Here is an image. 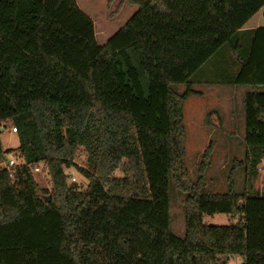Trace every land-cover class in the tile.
Returning a JSON list of instances; mask_svg holds the SVG:
<instances>
[{
	"label": "trees",
	"instance_id": "trees-1",
	"mask_svg": "<svg viewBox=\"0 0 264 264\" xmlns=\"http://www.w3.org/2000/svg\"><path fill=\"white\" fill-rule=\"evenodd\" d=\"M121 3L138 12L100 45L76 0H0V264H264V195L190 183L184 125L198 72L228 46L236 86L250 89L247 180L257 177L264 27L243 29L264 0ZM9 128L19 146L4 149ZM12 153L25 164L9 173ZM40 163L50 190L32 172ZM68 170L88 181L84 190ZM170 182L186 194L183 238L169 231ZM214 215L233 223L205 224Z\"/></svg>",
	"mask_w": 264,
	"mask_h": 264
},
{
	"label": "rangeland",
	"instance_id": "rangeland-1",
	"mask_svg": "<svg viewBox=\"0 0 264 264\" xmlns=\"http://www.w3.org/2000/svg\"><path fill=\"white\" fill-rule=\"evenodd\" d=\"M109 1L76 0L81 11L93 20L100 45L106 44L138 12L137 6L122 4L121 0ZM256 20H252V25L256 24ZM259 25L264 27V20ZM238 71L233 54L225 46L198 72V82L193 89L199 94L191 95L184 105L185 166L190 183H200L202 190L208 194H226L234 189L238 194L264 195V161L259 166L257 177L251 182L247 180L244 99L250 89L236 86L234 79ZM175 90L183 94L186 86H176ZM260 92L264 93V87ZM1 142L4 149L19 146V138L10 128L2 134ZM79 155L76 163L86 166L85 154ZM72 172L77 185L84 190L88 181ZM113 176L120 177L121 173L118 170ZM34 177L41 189H51L49 178L43 174ZM169 196V231L183 238L186 194L170 182ZM204 222L208 226H228L233 219L226 215H214L205 216ZM229 264H243V259L232 258Z\"/></svg>",
	"mask_w": 264,
	"mask_h": 264
},
{
	"label": "built area",
	"instance_id": "built-area-1",
	"mask_svg": "<svg viewBox=\"0 0 264 264\" xmlns=\"http://www.w3.org/2000/svg\"><path fill=\"white\" fill-rule=\"evenodd\" d=\"M11 132L15 134L17 132V130L12 129ZM5 158H6L5 163L2 167L4 170L8 171L9 173H12L14 168L21 167L22 165L25 164L24 160L19 159L17 157V155H15L13 153L7 155ZM77 166L82 167V168H86V166L80 165V164H77ZM32 172L34 173V175L43 174L45 177L49 178V168L44 163H40V164L34 166ZM67 175L69 176L70 183H76L77 182V180L74 176V172H72V170H68Z\"/></svg>",
	"mask_w": 264,
	"mask_h": 264
},
{
	"label": "crops",
	"instance_id": "crops-1",
	"mask_svg": "<svg viewBox=\"0 0 264 264\" xmlns=\"http://www.w3.org/2000/svg\"><path fill=\"white\" fill-rule=\"evenodd\" d=\"M264 9V8H263ZM261 10L256 16H254L247 24H246V26L244 27V29H243V32H245V31H253V30H255V29H258L259 27H262L261 25H259L260 23H262L263 22V20H264V10ZM258 19V20H256V24L254 25H252V23H254V21H252V20H254V19ZM252 22V23H251ZM96 34V33H95ZM197 84V83H196ZM196 84L194 85V86H196ZM194 88V87H193ZM194 90V89H193ZM4 147V146H3Z\"/></svg>",
	"mask_w": 264,
	"mask_h": 264
},
{
	"label": "water",
	"instance_id": "water-1",
	"mask_svg": "<svg viewBox=\"0 0 264 264\" xmlns=\"http://www.w3.org/2000/svg\"><path fill=\"white\" fill-rule=\"evenodd\" d=\"M50 199H51V197H48V198H47V202H50Z\"/></svg>",
	"mask_w": 264,
	"mask_h": 264
}]
</instances>
